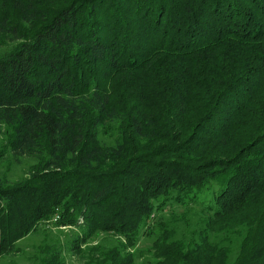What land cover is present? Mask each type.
Here are the masks:
<instances>
[{
    "label": "trees",
    "instance_id": "16d2710c",
    "mask_svg": "<svg viewBox=\"0 0 264 264\" xmlns=\"http://www.w3.org/2000/svg\"><path fill=\"white\" fill-rule=\"evenodd\" d=\"M0 44V128L34 161L0 176V256L57 215L70 241L31 264H264V0H0Z\"/></svg>",
    "mask_w": 264,
    "mask_h": 264
},
{
    "label": "rangeland",
    "instance_id": "374dc122",
    "mask_svg": "<svg viewBox=\"0 0 264 264\" xmlns=\"http://www.w3.org/2000/svg\"><path fill=\"white\" fill-rule=\"evenodd\" d=\"M8 46L0 44V53L4 51ZM101 138L109 140V136L106 134L101 135ZM34 161L32 159L22 158L20 162H15L10 155L9 148L6 144V129L0 128V176L5 177L7 182L19 181L22 177L27 174V171L32 167ZM215 189V188H214ZM214 189L212 186L202 188L195 196L194 201H199L198 208L194 207L196 202L190 201L189 206L192 210L184 211L183 207H175L176 213L181 219L185 215L190 218V220H196L199 216V208H201L202 202L210 201L213 198ZM213 191V192H212ZM184 212V213H183ZM195 217V218H194ZM36 229L24 236L17 241V245L20 250L14 253L5 254L0 256V264H31L32 255L37 251V247L40 245L45 246L47 243H52L54 241H59L63 244H67L70 241L71 232L68 230L67 226L55 225L54 220L40 221L36 224ZM117 235L113 232H98L88 241L89 244H102V245H112L115 243ZM142 236L141 239L133 247L140 249L143 254L138 257V261H141L145 257L149 256L148 248L151 245V239ZM145 238V239H144ZM87 243V242H86ZM82 244L84 247L86 244ZM62 255L68 264H85V259L82 258L75 251L70 249H65Z\"/></svg>",
    "mask_w": 264,
    "mask_h": 264
},
{
    "label": "built area",
    "instance_id": "2783aa9c",
    "mask_svg": "<svg viewBox=\"0 0 264 264\" xmlns=\"http://www.w3.org/2000/svg\"><path fill=\"white\" fill-rule=\"evenodd\" d=\"M57 218V215L53 218V220H55Z\"/></svg>",
    "mask_w": 264,
    "mask_h": 264
}]
</instances>
